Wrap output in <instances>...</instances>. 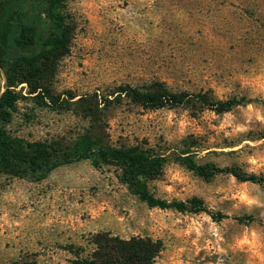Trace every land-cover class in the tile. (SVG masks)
Here are the masks:
<instances>
[{"label":"rangeland","instance_id":"1","mask_svg":"<svg viewBox=\"0 0 264 264\" xmlns=\"http://www.w3.org/2000/svg\"><path fill=\"white\" fill-rule=\"evenodd\" d=\"M65 12L72 38L53 94L66 107L69 96L96 95L109 145H140L166 157L148 182L154 197L197 198L224 218L150 208L113 167L89 161L60 166L41 181L0 175V264H69L66 246L86 247L102 232L159 240L154 264H264V0H67ZM152 82L248 102L228 112L198 102L145 109L115 94ZM16 91L21 98L4 125L12 135L68 141L87 128L73 108L53 111L24 85ZM182 155L262 182L226 172L203 179L172 160Z\"/></svg>","mask_w":264,"mask_h":264},{"label":"trees","instance_id":"2","mask_svg":"<svg viewBox=\"0 0 264 264\" xmlns=\"http://www.w3.org/2000/svg\"><path fill=\"white\" fill-rule=\"evenodd\" d=\"M66 1L0 0V175L31 177L41 181L60 166L89 161L96 169L113 167L117 171L118 181L150 208L205 212L213 219L224 218L223 215L209 212L197 198L167 202L154 197L149 191L148 182L161 174L166 157L140 145H109L101 127L96 95L75 101H72L74 97L69 96L66 107L60 96L53 94L50 84L59 61L68 53L72 38V26L65 12ZM21 85L25 86L30 98L39 100L53 111L73 108L88 121L87 128L68 141H28L12 135L4 125L10 122L16 103L21 98L16 91ZM115 94L145 109L198 102L214 107L217 112H228L248 102L245 98L213 101L206 95L171 92L161 82L142 87H119ZM103 101L109 102L101 99V103ZM172 160L203 179L226 172L241 181L262 182V178L243 176L234 169L196 165L190 155L176 156ZM64 250L72 256L69 264H154L162 250V243L149 237L123 239L102 232L92 235L86 247L68 245Z\"/></svg>","mask_w":264,"mask_h":264}]
</instances>
